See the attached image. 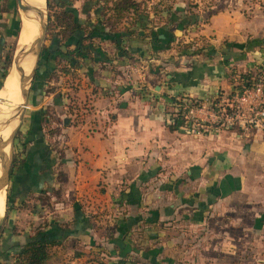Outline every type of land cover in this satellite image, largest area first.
<instances>
[{
    "label": "crops",
    "instance_id": "1",
    "mask_svg": "<svg viewBox=\"0 0 264 264\" xmlns=\"http://www.w3.org/2000/svg\"><path fill=\"white\" fill-rule=\"evenodd\" d=\"M218 2L206 22L183 32L171 21L151 26L153 35L126 38L122 50L95 35L101 45L93 41L84 61L71 67L94 94L74 89L97 95L96 104L104 100L102 120L89 125L46 130L65 113L58 83L71 72L48 76L54 59L41 51L19 127L24 160L9 178L7 214L21 227L40 220L67 226L52 228L60 242L45 264H264L263 133L218 125L202 104L219 90L223 97L237 90L241 71H259L264 80V9L247 15L242 0ZM4 16L0 61L11 20ZM171 32L175 41L167 46ZM178 40L204 47L180 51ZM173 94L200 100L193 114L204 132L169 129L164 103ZM59 170L66 174L61 185ZM33 195L34 207H16Z\"/></svg>",
    "mask_w": 264,
    "mask_h": 264
},
{
    "label": "trees",
    "instance_id": "2",
    "mask_svg": "<svg viewBox=\"0 0 264 264\" xmlns=\"http://www.w3.org/2000/svg\"><path fill=\"white\" fill-rule=\"evenodd\" d=\"M109 2V0H106ZM56 5L59 9L53 11V21L55 26L58 27V32L52 37V47L47 45L42 46V50L48 53V57L54 59V64L51 67V71L48 74L51 77H57V71L61 72L64 70L66 72H71V67H78L80 63V57L83 59L91 51L90 46L94 44L93 37L95 35L104 34V38H111L118 50H122V42L126 38L133 37H144L148 33L154 34L153 28H149V32H144L142 35L139 31H142L149 23V15L144 9H139V3L135 0H111V5H108L107 23L108 28L99 27V25H91L89 22H82L77 18L76 10L77 8L69 6L68 0H57ZM169 12V10H165ZM128 14V15H127ZM133 14L132 27L124 25V29L114 28V24L118 22L121 18ZM127 15V17H126ZM11 16L9 27L6 25V30L11 28L14 19ZM147 23L143 26V20ZM200 20L199 16L184 15L177 23L178 26H187L190 24H196ZM173 21L172 15L168 17V22ZM89 23V24H88ZM20 25V20H19ZM18 25V30H19ZM165 26V25H162ZM17 27V26H16ZM21 27V26H20ZM161 27V26H160ZM17 30V33H18ZM81 31V32H80ZM79 32V33H77ZM71 37L73 42L71 43ZM175 38V35L171 32L169 36V43ZM181 41H177V45H180ZM4 54L0 61V85L2 84L3 78L9 71V67L12 65V53L9 48H7L6 43H4ZM183 48L180 51H190L191 53H198L202 51L203 45L198 46L193 40L185 41L182 43ZM197 46V47H196ZM191 48V49H190ZM14 56V55H13ZM12 60V61H11ZM65 64V65H64ZM69 66V67H68ZM71 66V67H70ZM60 67V69H58ZM63 71L62 73H65ZM36 74V73H35ZM239 83L236 85L237 90L240 92L244 87H252L256 79L262 78L259 71L252 73L251 71H241L238 74ZM53 86L48 87V91L52 90ZM235 92V91H234ZM233 91L224 95L226 98H231ZM218 95H222V91L217 92ZM189 96L187 94H173L168 96V102L164 103V111L166 114L165 123L169 129H176L179 126L185 125L187 116L184 113L186 107H184ZM198 98H190V105L196 106L199 104ZM229 110V109H228ZM24 148L20 141L14 142V157L10 165V176L13 173L15 166L19 165L23 158H19ZM10 178V177H9ZM10 180V179H9ZM57 180L60 185L66 180V174L64 171L59 170L57 172ZM6 203L4 216H8V211L11 208V194H10V183L7 185ZM32 192H30L31 194ZM38 195H33V202H28L25 199L17 203V208H32L34 207V200H36ZM41 199V198H40ZM54 220H40L38 223L30 224L22 229L18 228L15 224H7L5 226H0V264H45L50 257V249L54 244L60 242L59 238L53 234V227L65 229L67 226L65 224L54 223Z\"/></svg>",
    "mask_w": 264,
    "mask_h": 264
},
{
    "label": "rangeland",
    "instance_id": "3",
    "mask_svg": "<svg viewBox=\"0 0 264 264\" xmlns=\"http://www.w3.org/2000/svg\"><path fill=\"white\" fill-rule=\"evenodd\" d=\"M48 11H47V29H46V33L44 35V41H43V45H52L50 44L52 42V37L55 36L56 32H58V27L55 26V23L53 21V11H56L60 8L57 7L56 5V1L57 0H48ZM69 1V6L71 7H75L77 9L76 10V15L77 18H79L82 22H89L91 25H99V27H105L108 28V23L107 21V16H108V12H110V9H108V5H111V0H109V2H106V0H68ZM136 2L139 3V9H144L148 15H149V23L146 26L145 23L146 20H143V26L145 25V28H150V26H162L165 25L166 22H168V17L170 15H172L173 17V21L172 22V26H175L176 23L179 22V20L181 19V16L183 17L184 15H193L196 14L199 16L200 20L196 23V24H190V27L199 25L203 22H206L208 20V17L215 12L216 10H218L219 6H218V1L219 0H135ZM244 1L243 3L245 4L243 6V9L246 11V14L249 15L252 10H263L264 9V0H242ZM218 2V3H217ZM169 10V12H166L165 10ZM4 13H6V15H13L15 17H12L14 19L13 21V25L11 26V28H8L7 31V39H6V46L7 48H9L10 52L12 53V58L14 55V51L16 50V45H17V40L18 37H21V32L19 35V31L21 29V25L22 23L24 24V20L22 19V16L18 10L17 7V3L16 0H0V16L5 18ZM8 13V14H7ZM128 15V14H127ZM126 15V17H127ZM133 14L128 16L127 18H125V16L123 18H121L118 22H116L114 24V28L116 29H122L124 27V25H127L129 27H132V23L129 24L130 21H133ZM19 20H20V25H19ZM103 24H102V22ZM170 22V21H169ZM88 23V24H89ZM2 25H6V23H3ZM18 25H19V30H18ZM177 25V24H176ZM17 26V27H16ZM9 27V26H7ZM188 27V26H187ZM124 29V28H123ZM177 29V28H176ZM179 29V28H178ZM182 29V32L186 29V26L182 27L180 26V30ZM18 30V33H17ZM180 30L177 31L176 35H181L183 33L180 32ZM81 32V31H80ZM79 33V32H77ZM181 33V34H180ZM98 35L97 37L101 36L104 37V34ZM175 35V36H176ZM19 37V40H20ZM95 40L93 39V41H96L98 44L100 42H103L101 40H99L96 36ZM182 38H185V36H183ZM106 39V38H105ZM18 40V42H19ZM188 40V39H187ZM71 43L73 42L72 37H71ZM53 43V42H52ZM181 42L180 45H177V43L174 44V46H176L178 48V50L182 49L183 46ZM197 44V43H196ZM101 45V43H100ZM104 46V45H102ZM197 47V46H196ZM191 49V48H190ZM185 52V50H184ZM12 61V60H11ZM65 65V64H64ZM69 67V66H68ZM71 67V66H70ZM9 71L6 73V76L3 78V82H2V86L6 80V77L10 74L11 69H12V65L9 67ZM67 68L64 67V70ZM58 69H60V67H58ZM71 70V75H67V76H62L61 81L58 83V87L63 91V98L64 99V110L65 113H62L61 115L58 116V120L57 123H49L46 125L47 129L46 130H54V127H59L62 126L63 124H67V123H75V124H87L89 125L92 122H98V120H102L100 117V109L104 108V100L103 99H99L96 100L97 104L94 103L92 100L93 96H97V95H92L89 96L88 93L86 94H81L78 93L76 91V89L79 90V88L81 89H88V91H90L89 93L94 94V92H92V90H90V85L87 84L88 82L86 81V78L80 74L77 71V69H70ZM57 72L59 74H63L62 72ZM65 73H69L66 72ZM75 74V75H72ZM100 72H97V75H99ZM65 78V80H64ZM63 79V81H62ZM76 84V85H75ZM77 86H79L77 88ZM76 87V89H74ZM1 91V90H0ZM223 95V94H222ZM226 110L229 109V106H226ZM64 116L67 118L66 121L64 119ZM221 117H223L222 115H220ZM93 124H91V127L86 128L88 133H91L92 130H95L96 127L93 126ZM50 127V129H49ZM235 127V126H233ZM82 128V127H80ZM84 129V128H82ZM204 129V126L202 128V131ZM204 132V131H203ZM21 140V131H17L14 142L15 141H19ZM13 157H14V148H13ZM12 157V159H13ZM6 194H7V188H5V201H6ZM95 198V197H94ZM100 199H93V206L95 207L97 205V202ZM84 203L86 204L87 200L85 201V199H83ZM5 203L4 202V206H3V210L1 213L2 217H0V226H5L7 224H9L11 222V216L12 215H8L7 217L4 216V211H5ZM12 224V222L10 223ZM18 228L22 229L23 227L17 225Z\"/></svg>",
    "mask_w": 264,
    "mask_h": 264
},
{
    "label": "built area",
    "instance_id": "4",
    "mask_svg": "<svg viewBox=\"0 0 264 264\" xmlns=\"http://www.w3.org/2000/svg\"><path fill=\"white\" fill-rule=\"evenodd\" d=\"M188 98L184 107V113L188 117L185 125H182L190 133L202 131L204 123L193 114L194 107L190 105ZM205 100V101H204ZM202 104L212 109L215 121L223 126H243L247 128L261 129L264 136V80H255L252 87H244L240 92L235 90L231 98L223 95L208 96ZM229 110H226V106ZM222 115L223 117H221Z\"/></svg>",
    "mask_w": 264,
    "mask_h": 264
},
{
    "label": "water",
    "instance_id": "5",
    "mask_svg": "<svg viewBox=\"0 0 264 264\" xmlns=\"http://www.w3.org/2000/svg\"><path fill=\"white\" fill-rule=\"evenodd\" d=\"M18 10L23 7L30 14L34 15V17L38 20L37 25V35L34 39L24 45L20 52L21 61L27 59L30 56H34L33 65L28 73L25 72L23 65H20L19 68H16L18 71V82H19V93L21 97V101L15 104L10 108L9 111L4 112L0 116V129L3 130L7 127L8 124L15 121V124L9 134L6 137L1 136V142L3 144V148L0 149V165L6 164V175H7V184L9 183L10 177V165L13 157V148H14V139L16 133L20 127V124L23 119L24 111L27 106L28 94L31 88L32 81L35 77L39 57L42 51L44 35L47 29V11H48V0H44V7L41 8V11H36L33 4L27 0H23L22 5L20 4V0H16ZM15 52V51H14ZM2 87V84L0 88ZM8 145V149L5 147Z\"/></svg>",
    "mask_w": 264,
    "mask_h": 264
},
{
    "label": "bare ground",
    "instance_id": "6",
    "mask_svg": "<svg viewBox=\"0 0 264 264\" xmlns=\"http://www.w3.org/2000/svg\"><path fill=\"white\" fill-rule=\"evenodd\" d=\"M31 2L36 9V11H41V8L44 7V0H27ZM23 0H20V4L22 5ZM20 14L22 19L24 20V24L22 23L21 29L19 31V35L21 32V37L17 40L16 50L14 52L13 61H12V69L10 74L6 77V80L3 86L0 88L2 92H0V116L10 110L15 104L21 101L20 93H19V82H18V71L16 68H19L20 65H23L24 70L28 73L33 65L34 56H30L27 59L21 61L20 52L24 45L30 43L34 37L37 35L38 29V20L34 17V15L30 14L28 11L20 9ZM2 113V114H1ZM15 121L11 122L7 125V127L3 130L0 129V149L3 148V144L1 142V136L6 137L11 129L13 128ZM8 149V145L5 147ZM7 184V175H6V164L0 165V217H2V210L5 202V188Z\"/></svg>",
    "mask_w": 264,
    "mask_h": 264
}]
</instances>
